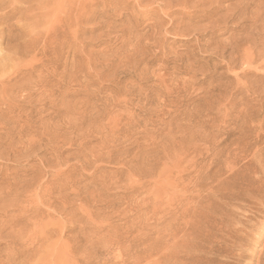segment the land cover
<instances>
[{
    "label": "rangeland",
    "instance_id": "obj_1",
    "mask_svg": "<svg viewBox=\"0 0 264 264\" xmlns=\"http://www.w3.org/2000/svg\"><path fill=\"white\" fill-rule=\"evenodd\" d=\"M23 1L0 264H264V0Z\"/></svg>",
    "mask_w": 264,
    "mask_h": 264
},
{
    "label": "bare ground",
    "instance_id": "obj_2",
    "mask_svg": "<svg viewBox=\"0 0 264 264\" xmlns=\"http://www.w3.org/2000/svg\"><path fill=\"white\" fill-rule=\"evenodd\" d=\"M6 1V0H5ZM4 0H0V5L3 3V2H5ZM9 1H11V0H9ZM15 1V0H14ZM19 1V0H18ZM21 1H23V0H21ZM26 1V0H25ZM35 1V0H34ZM39 1V0H38ZM37 2V1H36ZM43 3H42V5L44 4V1H42ZM56 2V1H55ZM22 3V2H21ZM27 3V2H26ZM34 3V2H33ZM38 3V2H37ZM13 5H14V3H12ZM11 4V6H13ZM15 4H17L18 5V2L16 1V3ZM24 1H23V10H24ZM41 5V6H42ZM10 6V7H11ZM19 6V5H18ZM21 6H22V4H21ZM21 6H19L20 8H21ZM9 7V11L8 12H5V13H3L2 15H0V24L1 23H3L4 22V24H6V21L7 20H10L12 17H11V15L13 14V15H15L14 13L15 12H17L18 13V9H19V7H18V9H17V7H15V5L12 7V8H10ZM40 7V6H39ZM42 7H44V5L42 6ZM42 7H40V8H42ZM21 8V9H22ZM28 8V7H27ZM59 8V7H58ZM20 9V11H22ZM29 9V8H28ZM39 9V8H38ZM59 12V11H58ZM10 13H12V14H10ZM38 19V18H37ZM36 19V20H37ZM31 20V19H30ZM55 21H56V19H55ZM38 22V21H37ZM26 23V22H25ZM51 24V23H50ZM9 25H11V24H9ZM28 25V24H27ZM8 26V25H7ZM7 26H6V28H7ZM6 28H2V29H0V41L2 40V39H4L5 38V34L6 33H4V31H5V29ZM77 31V30H76ZM36 37H38V36H36ZM54 37V36H53ZM35 38V37H34ZM45 45V44H44ZM51 45V44H50ZM11 49H12V47H11ZM18 53V52H17ZM9 56H10V54H8ZM4 64V63H3ZM0 66H2V65H0ZM4 68V67H3ZM2 68V69H3ZM1 69V68H0ZM14 69V68H13ZM4 70V69H3ZM6 70V69H5ZM14 70H16V69H14ZM17 71V70H16ZM5 72V71H4ZM3 72V73H4ZM16 73V72H15ZM253 123V122H252ZM261 129V128H260ZM255 130V129H254ZM253 133V132H252ZM263 133V132H262ZM253 136V135H252ZM254 138V137H253ZM244 146V145H243ZM264 146V145H263ZM258 148H259V146H258ZM248 149V148H247ZM252 151V150H251ZM255 151V150H254ZM254 154V153H253ZM252 154V155H253ZM258 155V154H257ZM256 157V156H255ZM257 158V157H256ZM256 160V159H255ZM257 163V162H256ZM254 166V165H253ZM245 167V166H244ZM251 167V166H250ZM254 168V167H253ZM245 170V169H244ZM257 172L256 173H260L261 172V174H263L262 175V178H263V176H264V154H261L260 155V157H259V159H258V167H257V169H255ZM249 172V171H248ZM245 173V172H244ZM251 173V172H250ZM232 175V174H231ZM243 176V175H242ZM242 178V177H241ZM251 178V177H250ZM253 178H254V176H253ZM252 181V180H251ZM263 181H264V178H263ZM260 182V181H259ZM260 186V185H259ZM249 188V187H248ZM259 188V187H258ZM234 190V189H233ZM240 190V189H239ZM250 190V189H249ZM252 190V189H251ZM252 191H254V190H252ZM264 191V190H263ZM248 192V191H247ZM257 192H258V190H257ZM262 193V192H261ZM255 194V193H254ZM253 194L251 193V196H252ZM255 196V195H254ZM259 197H260V195H258ZM263 196H264V194H263ZM253 197V196H252ZM244 205V204H243ZM210 213V212H209ZM244 213H246V212H244ZM239 219V218H238ZM213 220V219H212ZM234 220V219H233ZM216 223V222H215ZM236 223V222H235ZM217 224H219V223H217ZM223 226V225H222ZM225 229V228H224ZM223 231V230H222ZM211 235V234H210ZM213 239V238H212ZM220 240V239H219ZM218 240V241H219ZM220 242V241H219ZM226 244V243H225ZM223 249V248H222ZM185 250V249H184ZM201 251V250H200ZM195 256V255H194ZM208 256V255H207ZM195 258L196 259H198L197 257H193V255L192 254H190V253H186L184 256H181V255H176L175 257H174V264H197V262L198 261H196L195 260ZM200 258V257H199ZM203 260V259H202ZM205 263V262H204ZM222 263V262H221Z\"/></svg>",
    "mask_w": 264,
    "mask_h": 264
}]
</instances>
